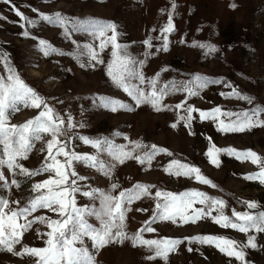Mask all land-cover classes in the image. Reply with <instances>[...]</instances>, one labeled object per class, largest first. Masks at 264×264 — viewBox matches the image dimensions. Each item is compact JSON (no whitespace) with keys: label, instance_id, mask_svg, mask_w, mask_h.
<instances>
[{"label":"rangeland","instance_id":"rangeland-1","mask_svg":"<svg viewBox=\"0 0 264 264\" xmlns=\"http://www.w3.org/2000/svg\"><path fill=\"white\" fill-rule=\"evenodd\" d=\"M175 3V10L171 5ZM15 5L25 16L36 21L35 27L25 26L12 9ZM232 5H235L233 8ZM35 9L36 11H33ZM60 13L69 20H96L116 25L118 43L126 46L128 53L138 61H144L143 73L146 78L159 74V84L175 81L183 84L196 75L221 80L224 83L209 85L198 96L187 97L186 93L176 92L168 95L163 104L172 110L154 111L149 105L135 107L131 97L117 88L106 74V65L111 60V47H107L101 58L104 64L90 66L85 51L86 45L98 49L100 40L83 31L64 29L40 20V14ZM172 14L174 31L168 35V50H163L161 29ZM0 53H7L11 66L23 81L34 89L55 111L65 119L70 116L77 125L68 134L72 137L71 147L78 153L99 155L111 163L108 154L100 153L85 145L79 137L90 139L106 138L117 145H130L142 142L165 148L172 155H158L151 166L140 165L135 160L117 164L111 177L88 167L82 162L74 165L77 173L85 179L79 181L81 193L90 189L110 191L111 185L119 187L113 193L132 188L136 183L153 185L156 190L172 193L185 191L204 192L214 199H222L227 207L224 213L249 211L245 202H254L257 208L253 214L264 212V184L247 180L246 176L259 171L250 161L242 162L227 153L219 155V166L213 165L206 155L211 143L220 149L251 150L264 158V127H253L244 132L223 133L217 131L211 120L201 121L198 112L190 128L178 121L184 115L183 109L175 105L184 103L198 110H211L220 107L224 111L243 112L264 107V0H11L6 4L0 0ZM27 30L30 36L25 37ZM110 35V33H109ZM34 37V38H33ZM151 38L152 48L145 41ZM40 39L48 41L61 54L45 56L38 48ZM210 45L207 49L194 45ZM84 65L83 67L81 65ZM165 69H167L165 71ZM0 74H4L0 65ZM136 83V81H134ZM235 87L242 95L252 98V103L226 98ZM147 87V85H145ZM105 97L119 100L133 107V111L112 112L94 100ZM186 105V106H187ZM38 109L24 108L11 114V124L20 125L38 114ZM260 119L264 120V114ZM173 123L177 124L172 128ZM117 133L119 135H117ZM192 133V134H190ZM127 137V139H125ZM49 137L35 143L24 167L38 169L45 156V144ZM193 165L216 187L198 183L195 179L176 177L164 169L172 160ZM9 181L5 188L0 182V197L19 201L23 206L32 197L31 186L48 178L47 173L27 179L13 177L7 169H2ZM15 178L20 187L11 186ZM81 193L76 194L80 207L99 208V200L89 199ZM16 207L15 204L11 205ZM195 207H203L195 205ZM126 216L125 231L135 234L148 221L155 209V200L144 198L131 205ZM145 209L146 211H138ZM213 215H216L213 212ZM34 216L57 218L54 213L41 209ZM88 222L99 227L95 217ZM153 233H144L145 239L171 238L182 240L167 259L148 260L151 255L145 247H133L130 240L122 244H109L98 252L92 242L85 238L84 246L95 255V264H240L211 245L190 243L189 238L212 235L231 239L238 244L246 243L248 235L255 236V248H244L247 264H264V233L250 232L248 235L231 228H222L210 217L197 223L173 224L160 221L152 225ZM48 229L43 224H34L25 233L22 246L42 248L44 240L37 233ZM192 249L189 251V249ZM0 264H35L32 257H20L7 251H0Z\"/></svg>","mask_w":264,"mask_h":264},{"label":"snow or ice","instance_id":"snow-or-ice-1","mask_svg":"<svg viewBox=\"0 0 264 264\" xmlns=\"http://www.w3.org/2000/svg\"><path fill=\"white\" fill-rule=\"evenodd\" d=\"M10 4L11 0H3ZM175 10L176 5H171ZM234 8L235 5H232ZM12 9L25 26L35 27L36 21L25 16L15 5ZM33 11H36L33 9ZM3 17H0L2 19ZM40 20L47 24L57 25L64 29L65 34L72 31H83L100 40L98 49L92 45H86L85 51L89 58L90 66L104 64L101 53L111 47V60L106 65V74L112 83L134 102L135 107L149 105L154 111L172 110L164 105V99L176 92L186 93L187 97L198 96L201 91L209 85L224 83L221 80L210 79L206 76L196 75L183 84L175 81L160 86L159 74L148 79L142 69L144 61H138L131 56L126 46L118 43L116 25L96 20H69L60 13L54 15L40 14ZM174 31L172 14L169 13L167 23L161 29L163 37V50H168V35ZM110 33V35H109ZM25 37L30 36L29 31L23 32ZM34 38V37H33ZM146 46L151 49V38L145 41ZM207 49V52H214L216 49L210 45H194ZM39 50L45 55L61 54L48 41H38ZM0 65L3 66L4 74H0V182L3 187H9V181L2 169H7L13 177L23 176L31 179L42 174H49L48 178L31 186L32 197L23 206L19 201L10 202L0 197V251H7L20 257L28 256L35 259V264H95V255L84 246L87 238L92 242V248L97 252L109 244L123 243L130 240L133 247H145L151 255L148 260L156 258L167 259L169 253L175 251L176 247L183 243L182 240L171 238L145 239L144 233H153L156 230L153 224L160 221H169L173 224L197 223L210 217L212 221L222 228H231L248 235L250 232L264 233V212L253 214L251 210L257 208L254 202H245L249 211L236 212L232 215L224 213L227 207L222 199H214L204 192L185 191L179 194L156 190L153 196V185L136 183L132 188L119 191L113 195L119 187L116 183L111 185L110 191L90 189L81 193L79 181L85 178L80 176L74 165L82 162L88 167L100 171L103 175L111 177L113 169L117 164H124L128 160H135L140 165L151 166L152 161L160 154L171 156L167 149L156 145H146L142 142H130V145H117L106 138L90 139L79 137L85 144L93 148L97 154L107 153L111 163H106L99 158V155L81 154L71 147L72 137L69 132L76 128L69 116L67 122L61 117L46 100L34 89L29 87L16 70L11 66L7 53H0ZM84 66L83 64L81 65ZM167 69H165L166 71ZM136 81V83H134ZM147 85V87H145ZM231 88L230 93H223L226 98L252 103V98L242 95L235 87L225 84ZM100 106L108 108L112 112L120 110L133 111V107L119 100L97 97ZM184 103L175 105L176 110L183 109L184 115L178 116V121L184 127L190 128L193 113L199 115L201 121L211 120L216 124L217 131L223 133L244 132L253 127H264V120L260 119L264 114V107H257L249 111L231 112L224 111L220 107L211 110H198L191 105ZM38 109V114L23 124L15 125L10 123V115L19 111L20 108ZM172 128L177 124L173 123ZM192 134V133H190ZM117 135H119L117 133ZM49 137L45 144V156L38 169L31 170L21 163L27 160L33 150L35 143ZM127 139V137H125ZM206 155L209 161L219 166V155L227 153L242 162L250 161L259 168V171L245 177L247 180L258 181L264 184V158L251 150L238 151L236 149H220L211 143ZM164 171L172 176L195 179L198 183L216 187L212 182L201 174L199 168L182 163L179 160H172ZM11 186L20 187V182L13 178ZM81 193L89 199L99 200V208L80 207L76 202V194ZM151 198L155 200V209L152 217L145 222L135 234L128 235L125 231L126 216L131 211V205L136 201ZM15 204L16 207L11 205ZM203 207H195V205ZM47 210L55 214L57 218L49 216H34L41 210ZM138 211H146L138 209ZM213 212L216 215H213ZM88 217H95L99 222L96 227L88 222ZM43 224L48 229L39 232L44 240L42 248L22 246L16 251V245L21 244L25 233L30 231L34 224ZM190 243L211 245L229 258H234L240 264H247L244 248H255V236L248 235L244 244L225 237L200 235L189 238ZM192 249L190 248L189 251Z\"/></svg>","mask_w":264,"mask_h":264}]
</instances>
